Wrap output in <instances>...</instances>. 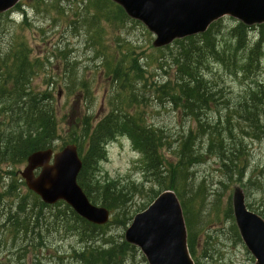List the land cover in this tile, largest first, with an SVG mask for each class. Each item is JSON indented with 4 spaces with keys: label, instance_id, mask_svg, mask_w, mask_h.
Listing matches in <instances>:
<instances>
[{
    "label": "rangeland",
    "instance_id": "obj_1",
    "mask_svg": "<svg viewBox=\"0 0 264 264\" xmlns=\"http://www.w3.org/2000/svg\"><path fill=\"white\" fill-rule=\"evenodd\" d=\"M21 1L29 4L31 0ZM80 1L61 0L60 6L66 13L65 17L53 9L41 8L32 11L27 8L28 21L25 24H22L23 19L19 12L13 10L10 17L13 23H10L6 32V40L13 32L24 37L32 49V57L46 62V67L34 80L33 88L36 91H46L52 86L59 127L58 138L52 145L55 151L70 142L73 137V125L78 119L81 120L86 110L91 109L88 116L94 118V124L101 121L110 111L107 95L112 85L105 77H96L100 61L94 56L91 47L93 44L87 42L88 36L83 29H70L71 21L75 20L70 8H76L81 4ZM239 23L237 19L229 16L218 21L217 41L223 47L227 46L228 50L233 49L232 45L236 39L233 29ZM103 27L101 42L108 47H113L117 38H124L111 27L106 30L107 24H103ZM249 28L247 47L252 46L261 37L260 30L262 31L258 25ZM123 34L145 51L150 50V37L141 26L126 28ZM154 40L152 35V45ZM238 61L240 65L243 64V59L238 58ZM167 64L170 66L167 71L172 76L175 68L171 59H167ZM149 67L155 75L149 77V84L153 88H148L147 102L141 106L148 125L165 130L171 141H176L189 130L196 132V122L180 113L175 106L168 103V100L158 99L160 93H154L156 84L160 86L175 77H167L165 71L153 70L155 65L152 63ZM75 75L78 81L86 83L89 89L78 91L82 86H75L69 82L70 77ZM204 75L213 91H219L217 101H209L207 122L212 126L211 131L215 130V126L218 127L225 158L208 152L207 137L198 138V151L202 158L189 169L190 183L187 189L190 190L186 196L190 197L193 193L194 197L185 199L188 205L191 203L189 207L193 214L191 222L196 225L198 231L195 254L192 257L195 263L200 264H256L235 223L233 196L237 190L241 191L247 208L264 218V44L259 67L252 73H242L239 68L226 67L211 60L204 70ZM254 95L259 99H254ZM254 107H258L255 109V117L251 114ZM257 125H260L259 129L255 128ZM176 146L177 144H172L166 151L171 162L175 161L171 153L176 151ZM227 155L233 160L229 162V171L223 166L227 161ZM25 166L26 162H16L9 168L6 165L1 166L0 194L16 181L20 192L17 195L2 197L0 202V264H79L75 257L88 248L97 246L109 248L110 242L113 244L125 242V233L133 218L146 210L164 192L155 181L149 180L143 168L142 155L137 152L130 138L119 136L107 145L105 157L96 169L85 170L87 192H84L94 205L101 207L103 206L101 193L108 183L129 189V202L124 207L127 214L111 224L112 214L108 226H103V230L100 231L103 238L95 242L81 236L80 228L84 225L74 216L67 214V217L56 221L55 224L54 218H51L50 225L43 228L41 248L35 249L34 243L37 244L38 240L32 239L31 227L27 236L20 233V238L15 243L13 242L15 237L11 238V234L3 228L5 225L9 228L6 219L12 208V212L16 213L15 207L19 200H30V191L22 182L20 175ZM135 188L137 190H134ZM200 188H203V195L196 194ZM28 204L31 206L28 214L38 213L32 210L31 201H28ZM52 207L42 210L46 219L62 210L61 207ZM127 218L130 220L124 226L121 220ZM184 218L186 222V217ZM14 244L17 245L13 247ZM36 255L39 256V260L35 258ZM120 264H148V261L136 247L133 252H129L121 259Z\"/></svg>",
    "mask_w": 264,
    "mask_h": 264
},
{
    "label": "trees",
    "instance_id": "obj_2",
    "mask_svg": "<svg viewBox=\"0 0 264 264\" xmlns=\"http://www.w3.org/2000/svg\"><path fill=\"white\" fill-rule=\"evenodd\" d=\"M80 2L81 4L76 8H70L71 15L75 17V20L71 21L70 29L81 28L86 32L87 42L90 41L93 44L91 47L94 56L100 61L96 77H105V80L112 85V89L107 95L110 111L101 121L94 124V118L88 116L91 109H88L81 120L78 119L73 125V137L69 143L78 146L84 165L78 177V183L87 192L85 170L96 169L105 157L107 145L111 141L119 136H128L135 149L142 155L143 168L149 180L155 181L159 187L163 188V191H174L180 200L186 217L188 247L193 256L198 231H196V225L191 222V215L193 217L189 210L191 203L188 205L185 199L194 197L193 193L190 197L186 196L190 190L187 189L190 183L189 169L202 158L198 151V138L207 137L208 152L225 158L220 131L217 126L211 131L212 126L207 122L209 101L216 102L219 91H213V87L205 78L204 70L211 60L222 63L226 67L239 68L242 73L248 74L257 70L264 44V24L258 25L262 29L261 37L249 47H247L246 38L250 28L242 23L233 29L236 39L232 50L219 44L216 38L217 21L201 35L178 39L169 46L156 48L151 44L152 34L140 21L131 19L117 3L112 0H81ZM60 3L61 0H31L29 4L21 1L13 10L19 12L23 19L22 24H25L28 21L27 8L32 11L41 8L53 9L65 17L66 13ZM13 10L0 13V171L2 165L9 168L16 162H25L27 156L33 151L51 148L58 138L59 130L55 98L51 92L52 86L46 91H36L33 88V82L40 71L46 67V62L33 58L28 41L16 32H13L8 40L5 39L8 27L10 23H13L10 19ZM103 24H107L106 30L111 27L124 38H117L113 47L102 43ZM135 26H141L149 35V51L140 48L139 44L129 40L123 34L124 29H132ZM238 58L243 59V64L240 65ZM167 59H171L175 68L172 76L167 71L170 69ZM150 63L155 65L153 70L165 71L167 77H175L168 79L160 86L157 84L154 86V93H160L157 98L168 100V103L175 106L180 113L196 122V132L189 130L176 141H171L165 130L148 125L141 106L147 102L148 88L152 87L149 84V77H155L150 71ZM69 82L75 86L81 85L82 89L78 88V91L89 89L86 83L78 81L76 75L70 77ZM256 98L258 97L254 95V99ZM244 107L247 108V106ZM257 108L254 107V111L251 112L254 117ZM255 128L259 129L260 125ZM172 144H177L176 151L171 153L172 159H175L174 162H171V158L166 155L167 149ZM226 160L223 166L229 171V162L233 160L228 155ZM202 191L203 188H200L196 194L203 195ZM19 192L18 181L12 182L4 193L0 194V202L2 197L17 195ZM101 194L102 205L113 214L111 224L121 216L124 218L127 214L124 207L129 202V189L108 183ZM29 195H31L30 200H19L15 207L16 213L12 212L13 208L10 211L6 219L9 225L7 231L15 235L20 232L27 235L31 227L32 239L38 240L37 244L34 243L35 249L41 248L43 228L50 225V219L54 218L55 224L56 221L67 217V214L74 216L84 225L80 228L83 238L86 237L91 242L103 238V233H100L103 230L102 227L94 226L79 218L63 202L54 206L61 207L62 210L46 219L42 210L53 207L42 203L36 195L32 193ZM88 195L91 197L90 194ZM18 196L20 197V194ZM28 201L33 203L32 210L38 213H27L31 207ZM229 212L232 213V210L229 209ZM129 220V218L122 219L121 223L125 226ZM13 242L15 243V239ZM110 243L109 248L101 246L88 248L87 251L75 257L76 261L79 264H120L121 259L136 249L126 241L119 244ZM35 258L39 260L38 255ZM196 264L200 263L196 262Z\"/></svg>",
    "mask_w": 264,
    "mask_h": 264
},
{
    "label": "water",
    "instance_id": "obj_3",
    "mask_svg": "<svg viewBox=\"0 0 264 264\" xmlns=\"http://www.w3.org/2000/svg\"><path fill=\"white\" fill-rule=\"evenodd\" d=\"M20 0H0V13ZM127 14L141 21L155 36V47H165L176 39L205 33L215 21L230 16L251 26L264 23V0H112ZM83 168L75 144L58 152L54 149L32 152L21 172L29 190L42 202L69 205L82 219L103 226L110 211L93 205L78 184ZM233 209L240 235L256 264H264V219L250 211L241 191H236ZM149 264H194L187 245V230L177 196L162 193L145 211L137 214L125 234Z\"/></svg>",
    "mask_w": 264,
    "mask_h": 264
},
{
    "label": "flooded vegetation",
    "instance_id": "obj_4",
    "mask_svg": "<svg viewBox=\"0 0 264 264\" xmlns=\"http://www.w3.org/2000/svg\"><path fill=\"white\" fill-rule=\"evenodd\" d=\"M16 236H17V234L14 237H16ZM9 264H11V263H9Z\"/></svg>",
    "mask_w": 264,
    "mask_h": 264
}]
</instances>
